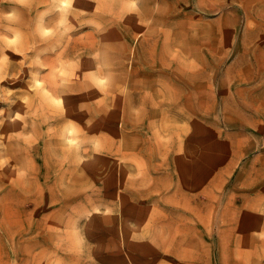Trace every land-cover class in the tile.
Masks as SVG:
<instances>
[{"label": "rangeland", "instance_id": "374dc122", "mask_svg": "<svg viewBox=\"0 0 264 264\" xmlns=\"http://www.w3.org/2000/svg\"><path fill=\"white\" fill-rule=\"evenodd\" d=\"M0 264H264V0H0Z\"/></svg>", "mask_w": 264, "mask_h": 264}]
</instances>
